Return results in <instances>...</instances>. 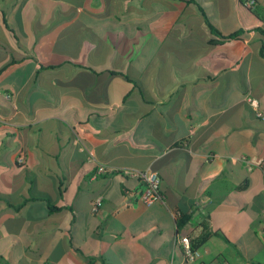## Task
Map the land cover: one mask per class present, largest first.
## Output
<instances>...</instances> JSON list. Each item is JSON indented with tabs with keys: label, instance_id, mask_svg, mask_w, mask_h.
I'll list each match as a JSON object with an SVG mask.
<instances>
[{
	"label": "crops",
	"instance_id": "1",
	"mask_svg": "<svg viewBox=\"0 0 264 264\" xmlns=\"http://www.w3.org/2000/svg\"><path fill=\"white\" fill-rule=\"evenodd\" d=\"M242 2L0 0V259L185 264L177 236L207 232L201 264H264V0ZM89 157L158 172L163 201Z\"/></svg>",
	"mask_w": 264,
	"mask_h": 264
},
{
	"label": "built area",
	"instance_id": "2",
	"mask_svg": "<svg viewBox=\"0 0 264 264\" xmlns=\"http://www.w3.org/2000/svg\"><path fill=\"white\" fill-rule=\"evenodd\" d=\"M242 5L248 10H253L256 6V0H243ZM8 97L9 96H7V98ZM244 100L255 113L257 118L264 119V113L260 108L258 100L250 95H247ZM23 160L24 155L20 154V156L18 157V161L23 162ZM88 162L95 164V176H106L113 173H119L125 176H131L140 179L143 187L139 192L133 193V201L145 206L163 201V197L160 193L161 177L158 172L152 171L150 169H146L143 171L118 170L98 163L92 157L88 158ZM249 169L251 170L252 166H249ZM261 171L264 180V168H262ZM94 208H96L95 204ZM175 244L176 247L182 252L185 259V264H201L200 260L202 258V254L200 250L193 245L192 240L188 234H179L176 238ZM223 264L229 263L224 262Z\"/></svg>",
	"mask_w": 264,
	"mask_h": 264
},
{
	"label": "trees",
	"instance_id": "3",
	"mask_svg": "<svg viewBox=\"0 0 264 264\" xmlns=\"http://www.w3.org/2000/svg\"><path fill=\"white\" fill-rule=\"evenodd\" d=\"M210 28H213L211 25H210ZM235 37V34L233 35H228V36H223L222 38L223 39H232ZM213 43V42H212ZM50 209H55V210H58L57 208H50ZM184 221L183 220H179L177 221V227L179 228L181 225H183ZM203 228L206 229V224H203ZM206 231V230H205ZM210 237V234L207 233V232H204L202 234V236L199 238V240L197 242H194V246L197 247V245H200L201 243H204L208 238Z\"/></svg>",
	"mask_w": 264,
	"mask_h": 264
},
{
	"label": "rangeland",
	"instance_id": "4",
	"mask_svg": "<svg viewBox=\"0 0 264 264\" xmlns=\"http://www.w3.org/2000/svg\"><path fill=\"white\" fill-rule=\"evenodd\" d=\"M0 264H6L4 259H0ZM22 264H32V263H29V261H23Z\"/></svg>",
	"mask_w": 264,
	"mask_h": 264
}]
</instances>
